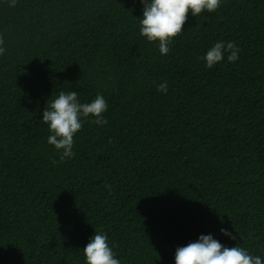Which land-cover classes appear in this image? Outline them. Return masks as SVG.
<instances>
[{
	"label": "trees",
	"instance_id": "16d2710c",
	"mask_svg": "<svg viewBox=\"0 0 264 264\" xmlns=\"http://www.w3.org/2000/svg\"><path fill=\"white\" fill-rule=\"evenodd\" d=\"M10 5L0 0V264H86L96 231L120 264H175L201 235L264 261V0L189 13L167 55L140 34L141 0ZM218 41L239 59L208 68ZM71 91L102 95L108 123L81 117L61 163L42 118Z\"/></svg>",
	"mask_w": 264,
	"mask_h": 264
},
{
	"label": "clouds",
	"instance_id": "9594fccd",
	"mask_svg": "<svg viewBox=\"0 0 264 264\" xmlns=\"http://www.w3.org/2000/svg\"><path fill=\"white\" fill-rule=\"evenodd\" d=\"M16 0H11L12 7ZM143 3V17L140 20V34L150 42L159 43V51L167 55L169 44L184 31L189 13L199 17L205 10L216 12L221 0H141ZM4 40L0 36V56L6 49ZM228 53L229 62L239 59V48L232 42L218 41L201 59L206 61V67L212 68L224 59ZM157 90L166 93L167 81L158 85ZM108 110V103L102 95H97L90 103H80L78 93L71 91L60 92L58 97L49 100L43 111V122L50 131L48 143L53 145L60 154L59 162L75 156L73 151L74 136L81 130V117H94L91 123L106 125L104 113ZM53 163H57L53 160ZM221 232L235 240L237 237L226 229ZM86 264H120L115 258L113 249L109 246L108 237L97 232L90 242L83 248ZM175 264H264L261 257L252 256L242 247H225L212 235H201L195 242L178 247L175 253Z\"/></svg>",
	"mask_w": 264,
	"mask_h": 264
}]
</instances>
